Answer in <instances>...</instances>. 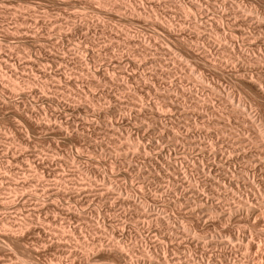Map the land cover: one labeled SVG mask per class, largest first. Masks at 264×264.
<instances>
[{"label": "rangeland", "instance_id": "obj_1", "mask_svg": "<svg viewBox=\"0 0 264 264\" xmlns=\"http://www.w3.org/2000/svg\"><path fill=\"white\" fill-rule=\"evenodd\" d=\"M237 28L253 40L239 38L240 45L264 53V0H0V234L15 233V240L0 239V264H121L115 252L122 249L132 264H158L164 255L174 264H264V215L222 213L235 206L230 198L237 196L214 190L208 181L221 176L207 166L212 156H196L187 146L195 137L203 144L225 136L229 141L239 129L257 139L255 125L264 127V95L239 84L242 67L221 61L224 37ZM182 39H194L205 50L193 52ZM254 64L257 73L260 66ZM240 99L251 113L247 126L233 117ZM211 103L213 120L222 118L230 137L217 135L204 119ZM159 106L164 114L157 127L147 114ZM193 111L197 120L187 115ZM132 138L150 154L132 152ZM262 140V147L256 144L264 157ZM193 156H202L205 165H194ZM257 168L249 173H256L264 193L258 176L264 171ZM196 192L222 214L211 220L195 215L189 206ZM165 230L178 233L172 237Z\"/></svg>", "mask_w": 264, "mask_h": 264}, {"label": "bare ground", "instance_id": "obj_2", "mask_svg": "<svg viewBox=\"0 0 264 264\" xmlns=\"http://www.w3.org/2000/svg\"><path fill=\"white\" fill-rule=\"evenodd\" d=\"M193 3V2H192ZM196 5V4H195ZM201 5V4H200ZM27 8H29V7H27ZM196 8H197V6H196ZM198 9H202L201 8V6H198ZM30 10V9H29ZM203 10V9H202ZM201 10V11H202ZM219 10V9H218ZM219 11H221V10H219ZM140 13H142V12H140ZM220 13V12H219ZM236 14V13H235ZM234 14V15H235ZM136 15V14H135ZM143 15V14H142ZM146 17V16H145ZM232 20V19H231ZM234 20V19H233ZM218 22H220V21H218ZM238 22V21H237ZM236 22V23H237ZM155 23V22H154ZM222 23H224V22H222ZM229 23V22H228ZM218 24V23H217ZM224 25V24H223ZM227 25H229L230 26V24H227ZM164 26H167V25H164ZM214 26V25H213ZM216 26V25H215ZM221 26V25H220ZM219 26V27H220ZM241 26H243V25H241ZM171 26H169V30L171 29L170 28ZM223 27V26H222ZM224 27H226V25L224 26ZM232 27V26H231ZM233 27H236V26H233ZM238 27V26H237ZM164 28V27H163ZM214 28V27H213ZM217 28V27H216ZM215 28V29H216ZM227 28H228V26H227ZM230 28V27H229ZM228 28V29H229ZM165 29V28H164ZM167 29H168V26H167ZM221 29V28H220ZM234 29V28H233ZM214 30V29H213ZM223 30H225V28L223 29ZM171 31V30H170ZM215 31V30H214ZM232 31V30H231ZM195 32H197V31H195ZM225 32V31H224ZM228 32H229V30H228ZM199 33V32H198ZM204 33V32H203ZM202 33V34H203ZM217 33H218V28H217ZM220 33V32H219ZM218 33V34H219ZM246 30H244V28H237L235 31L233 30L232 32H230V33H228L229 35H228V37H224V42H223V44L225 45H223L224 46V48H225V50L227 51H225L224 52V50H223V53H226V55L224 56H222V54H221V57L219 56V58H221V61H224V63L226 62V63H232L231 65H235L236 67L237 66H239L240 68L242 67V70H243V72L241 71L240 72V77H242V80L243 81H240L241 83H239V84H242V85H245L246 86V84H249L248 86H251V87H248L249 89L250 88H255L254 90H255V92H260L261 94H263L264 95V70H263V67H264V53H263V50L260 48V50H253V49H247L246 47L244 48L242 45H240L239 44V42L243 39V40H245V39H247V37H246ZM221 34V33H220ZM248 34V33H247ZM249 34H251V33H249ZM204 35V34H203ZM223 35H224V33H223ZM226 35H227V32H226ZM254 35V34H253ZM196 36V35H195ZM194 36V37H195ZM220 36H222V35H220ZM250 36V35H249ZM251 36H252V34H251ZM255 37H256V35H254ZM202 38L204 37V36H201ZM223 37V36H222ZM254 37V38H255ZM193 38V37H192ZM205 38V37H204ZM203 38V39H204ZM216 38V37H215ZM217 38H219V37H217ZM239 38H242L241 40H239V42H238V39ZM253 38V37H252ZM195 39V38H194ZM193 39V40H194ZM200 39V38H199ZM208 39H210V38H208ZM212 39V38H211ZM210 39V40H211ZM221 39V42L220 43H222V38H220ZM263 39V38H262ZM261 39V40H262ZM182 40H184V39H182ZM188 40V39H187ZM193 40H190V41H186V39L184 40V41H186L185 42V44L187 45H185L187 48H190V49H192V51L194 50V51H197V52H200L201 51V49L204 47V45H202L203 47L202 48H200V50H199V48H198V46H197V44L198 45H200L201 43L199 42V41H202V40H199L198 42L199 43H197V42H193ZM198 40V39H197ZM196 40V41H197ZM205 40V39H204ZM207 40V39H206ZM214 39H212L211 41H213ZM253 41V40H250V38H248L247 39V41ZM255 40V39H254ZM260 40V39H259ZM264 40V39H263ZM217 41V40H216ZM216 41H214V43L216 42ZM218 42V41H217ZM213 43V44H214ZM218 44V47L221 45V44ZM244 43V42H243ZM212 45V44H211ZM210 45V46H211ZM247 45V44H246ZM264 45V44H263ZM201 46V45H200ZM216 46V43H215V45H214V47ZM16 47V46H15ZM43 47V46H42ZM206 47V46H205ZM204 47V48H205ZM237 48V50H236V48ZM260 46L258 45V48H259ZM9 48V47H8ZM11 48V47H10ZM203 48V49H204ZM209 48V47H208ZM211 48V47H210ZM220 48V47H219ZM223 48V47H222ZM12 49H14V48H12ZM215 49H216V47H215ZM205 50V49H204ZM208 50V49H207ZM209 50H211V49H209ZM191 51V52H192ZM193 51V52H194ZM229 51H232L233 53H231V52H229ZM257 51H259V56L257 55ZM202 52V51H201ZM210 52V51H209ZM220 52V51H219ZM218 52V53H219ZM93 54H94V52H92ZM95 53H97V52H95ZM204 53H206V51L204 52ZM217 53V52H216ZM98 54V53H97ZM193 54V53H192ZM191 54V55H192ZM207 54V53H206ZM233 54V55H232ZM95 55V54H94ZM195 55H197V54H195ZM204 55V54H203ZM98 56H99V54H98ZM215 56V55H214ZM257 58H256V57ZM97 57V56H96ZM95 57V58H96ZM193 57V56H192ZM216 57V56H215ZM215 57H213V58H215ZM255 57V58H254ZM198 58V57H197ZM203 58H205L204 56H203ZM208 58H211L210 57V55L208 56ZM208 58L206 59V60H208ZM234 58V59H233ZM216 59H218V58H216ZM31 60V59H30ZM56 60V59H55ZM197 60V59H196ZM213 60V59H212ZM215 60V59H214ZM59 61V59L57 60V62ZM211 61V60H210ZM216 61V60H215ZM214 61V62H215ZM218 61V63H220L219 62V59L217 60ZM216 61V62H217ZM33 62H34V60H33ZM60 62V61H59ZM61 62H62V60H61ZM60 62V63H61ZM134 62H136V61H134ZM212 62V61H211ZM27 63V62H26ZM205 63H207V62H205ZM223 63V64H224ZM254 63H258V65L261 67H259V72H257V73H255L252 69H254L255 67V64ZM29 64V63H28ZM27 64V65H28ZM118 64V63H117ZM134 64V63H133ZM204 64V63H203ZM212 64V63H211ZM220 64H222V62L220 63ZM222 64V65H223ZM31 65V64H30ZM29 65V66H30ZM33 65V64H32ZM214 65H215V63H214ZM257 65V66H258ZM137 66V65H136ZM225 66H227V64L225 65ZM234 66V67H235ZM233 67V66H232ZM261 69V70H260ZM238 71H240L239 70V68H238ZM258 71V70H257ZM108 73V72H107ZM106 73V74H107ZM193 73H195V72H193ZM105 74V75H106ZM198 74V73H197ZM110 75H111V73H110ZM109 74H107V77H109L110 76ZM156 75H157V73H156ZM155 75V76H156ZM195 75H196V73H195ZM111 76H114L113 74L111 75ZM160 76V75H159ZM106 77V76H105ZM106 77V78H107ZM115 77V76H114ZM157 77V76H156ZM162 77V76H161ZM198 76H196V78H197ZM109 78H111V80H112V77H109ZM193 78H195V77H193ZM108 79V78H107ZM197 79H200L201 81H203V83L202 84H200V85H203L204 84V81H205V79L203 78V76L202 75H199V78H197ZM110 80V81H111ZM146 80V79H145ZM104 81H106V79L104 80ZM103 81V82H104ZM148 81V80H147ZM153 81H155V80H153ZM207 81V80H206ZM219 81V80H218ZM238 81V80H237ZM108 83H109V81H107ZM112 82V81H111ZM151 82H152V80H151ZM150 82V83H151ZM108 83H106V82H104V84H108ZM148 83V82H147ZM153 83H157V81L156 82H153ZM152 83V84H153ZM197 83V82H196ZM208 83V82H207ZM216 83V82H215ZM218 83V82H217ZM216 83V84H217ZM220 83V82H219ZM17 83H15V85H16ZM111 84V83H110ZM145 84V83H144ZM149 84V83H148ZM150 85V87L151 86H153V85ZM212 84V83H211ZM13 85V84H12ZM242 85H241V87H242ZM144 87H146L145 85H143ZM148 86V85H147ZM194 86V85H193ZM219 86V85H218ZM121 87V86H120ZM123 87H126V86H123ZM149 87V86H148ZM155 87V86H154ZM195 87V86H194ZM199 87V86H198ZM198 87H196V88H198ZM202 87H204V85L202 86ZM211 87H212V85H211ZM210 87V88H211ZM220 87V86H219ZM8 88H10V87H8ZM184 88V87H183ZM183 88H181V89H183ZM215 88V87H214ZM221 88L222 87H220V90H221ZM243 88V87H242ZM246 88V87H245ZM15 90V88H12V90ZM146 89H148V88H146ZM151 89H153L152 87H151ZM172 89V88H171ZM180 89V88H179ZM189 89V88H188ZM213 89V88H212ZM211 89V90H212ZM219 89V88H218ZM170 90V89H169ZM168 89H167V92L169 91ZM184 90V89H183ZM214 91H215V89H213ZM212 90V91H213ZM216 90H217V86H216ZM220 90H218V91H215V92H213V94L214 93H216V92H220ZM253 89H251V91H252ZM160 91H162V90H160ZM173 91V89L172 90H170V92H168V93H171ZM175 91V90H174ZM179 91V90H178ZM177 91V92H178ZM189 90H187V92H188ZM191 91L193 92V90H192V88H191ZM195 91V90H194ZM200 91V90H199ZM210 91V90H209ZM211 91V92H212ZM222 91V90H221ZM166 93V92H165ZM168 93H166V95H168ZM176 93V92H175ZM179 93H181V92H179ZM179 93H177V94H179ZM184 94H185V92H183ZM195 93V92H194ZM193 93V94H194ZM199 93V92H198ZM252 93H253V91H252ZM251 93V94H252ZM259 93V95H261ZM172 94V93H171ZM184 94H181L182 96L184 95ZM187 94V93H186ZM185 94V95H186ZM192 94V95H193ZM212 94V93H211ZM227 94H229V93H227ZM164 95V94H163ZM173 95V94H172ZM172 95H170L171 96V98H172ZM190 95H191V93H190ZM190 95H189V97H190ZM195 95V94H194ZM198 95V94H197ZM232 95V94H231ZM161 96V95H160ZM176 96V95H175ZM174 96V97H175ZM179 96V95H178ZM178 96H176V97H178ZM229 96V95H228ZM162 97V96H161ZM166 97V96H165ZM194 97V96H193ZM233 97H234V95H233ZM260 97V96H259ZM258 97V98H259ZM261 97H262V95H261ZM163 98V97H162ZM198 98H201V97H198ZM203 98V97H202ZM226 98H229L230 99V97H226ZM225 98V99H226ZM236 98V97H235ZM164 99V98H163ZM169 99H170V97H169ZM190 99H191V97H190ZM196 99V98H195ZM195 99L194 100H191V103H192V101H195ZM204 99V98H203ZM202 99V100H203ZM233 99V98H232ZM231 99V100H232ZM166 100V99H165ZM197 100V99H196ZM202 100H201V103H202ZM61 101V100H60ZM197 101H199V100H197ZM206 101V100H205ZM205 101H203V102H205ZM223 101L225 102V100L223 99ZM228 101V100H227ZM230 101V100H229ZM233 101V100H232ZM208 102V101H207ZM190 103V104H191ZM199 103H200V101H199ZM200 103V104H201ZM229 103V102H228ZM236 103V102H235ZM235 103H233L232 104V102H231V104H232V106L235 104ZM195 104H198V103H195ZM204 104V103H203ZM210 104V103H209ZM212 104V103H211ZM121 105V104H120ZM123 105V104H122ZM141 105V104H140ZM140 105H138V106H140ZM193 105V104H192ZM226 105H227V103H226ZM143 106H144V104H143ZM167 106V105H166ZM199 106V105H198ZM229 106V105H228ZM227 106V107H228ZM247 106H248V103L247 104H245V102L244 101H241V99H240V101H239V103H238V109H236L237 110V112H236V116H233V117H237V120L235 119V121H238V123H240V124H242V125H248V123L250 122H247L246 120H245V118H246V116H250L251 115V113L249 114V113H247V112H245V109L247 108ZM149 107H152V106H149ZM164 107V106H163ZM194 108L196 107V108H198L197 106H193ZM205 107H206V104H205ZM209 107H210V105H209ZM215 107V106H214ZM213 107V104H212V106H211V108H208L207 107V110L209 111V112H207V114H208V117L207 116H205V117H207V118H204V119H209V121H210V124L212 123V125H215L216 126V128L218 129L219 128V126H221L222 127V129L220 130V131H217V129H216V134L217 135H220V134H222L223 135V138H224V135H229L228 133V131L225 129L226 127H228L229 125L227 124V123H225V124H227V126L226 125H223V123H221L222 121H220L219 119H221L222 120V118H219V119H217V121H214L213 119H215V117H216V113H215V108ZM226 107V108H227ZM236 107V106H235ZM123 108V107H122ZM136 108H138V107H136ZM142 107L140 106V109H141ZM147 108V107H146ZM155 107H153V109H154ZM166 108V107H165ZM190 108H192V107H190ZM195 108V109H196ZM202 108H204V107H202ZM233 108V107H232ZM118 109H120V108H118ZM139 109V108H138ZM149 109V108H148ZM150 109H152V108H150ZM166 109H168V108H166ZM193 109V108H192ZM198 109H200V107L198 108ZM206 109V108H205ZM204 109V110H205ZM230 109V108H229ZM125 110V109H124ZM130 110H132V108H130ZM142 110H143V108H142ZM142 110H140V111H142ZM146 110V109H145ZM194 110V109H193ZM201 110V109H200ZM200 110H199V112H200ZM233 110V109H232ZM118 111V110H117ZM122 111V110H121ZM121 111H119V112H121ZM140 111L138 110V113H140ZM149 111V110H148ZM154 112L152 113V114H150V116H149V114H147L146 112V114H147V117H149L151 120H154V125H157V120H161V116H162V114H164V108H161V106H159V107H157V109H155V110H153ZM166 111V110H165ZM151 112V111H150ZM163 112V113H162ZM190 112V111H189ZM201 112H204V113H206V111H201ZM230 113H231V111H229ZM235 112V110L233 111V113ZM115 113V112H114ZM197 113V112H196ZM203 113V114H204ZM233 113H231V114H233ZM169 114V113H168ZM187 114V113H186ZM197 114H199V113H197ZM206 114V115H207ZM209 114H211V116L209 115ZM229 114V113H228ZM135 115H137V114H135ZM185 115V114H184ZM188 116H190L191 115V118H192V116H193V118L195 117V119H196V115H195V113H194V111L193 112H191L190 114L188 113L187 114ZM205 115V114H204ZM220 115H222V116H224L226 119H229L230 118V116L229 115H227V114H220ZM139 116V115H138ZM137 116V117H138ZM199 116V115H198ZM202 116V115H201ZM218 116V115H217ZM140 117V116H139ZM143 117V116H142ZM167 117V116H166ZM141 118V117H140ZM149 118L148 119H146V120H149ZM187 118V117H186ZM189 118V117H188ZM192 118V120H194ZM198 118V117H197ZM202 118H203V116H202ZM142 119V118H141ZM163 119H164V117H163ZM162 119V120H163ZM166 119V118H165ZM253 119L255 120V118L252 116V120L251 121H253ZM143 120L145 121V118H143L142 120H140V121H142V123H143ZM151 120H149V121H151ZM190 119H188V122H190L189 121ZM197 120V119H196ZM223 120H225V119H223ZM232 120V119H231ZM231 122L230 120H225V122ZM233 121H234V119H233ZM257 121V120H256ZM256 121L254 122L255 124H256ZM262 121V120H261ZM41 122V121H40ZM137 122V121H136ZM152 123H153V121H151ZM258 122V121H257ZM127 123V122H126ZM147 123H149L150 124V122H148L147 121ZM151 123V124H152ZM162 123V122H161ZM192 123V122H191ZM200 123V122H199ZM221 123V124H220ZM247 123V124H246ZM44 124V123H43ZM50 124V123H49ZM150 124V125H151ZM189 124V123H188ZM209 124V125H210ZM263 124V123H262ZM262 124H259V126H257V125H255L256 126V131L258 130V136H257V139L255 138V139H253L252 137H249V136H247V134L246 133H248V130H246V129H239L238 131H235V129L233 130L232 128H230L231 127V125H230V129L231 130H233V131H235L236 132V134H232V132L230 133V135L231 136H233L234 138H232V140L231 139H228L229 141H227L226 139V137L227 136H225V138L223 139V140H221V138H220V140L219 141H217V143H214V141H216L215 139H214V141H211V140H209L208 138H210V137H208L207 138V141L209 142L208 144H203L201 141H200V143H198V141L197 140H195V139H198V138H193V139H191L192 141H191V143L190 142H188L187 143V146H189L192 150V152L194 153V152H196V156H198L199 155V152H201L202 153V155H203V158L204 157H206L207 156V154H205V153H208V155L211 157L212 156V159H208L207 161H208V164L209 165H207L208 167H210V169H215V172L217 173V176H221V177H217L216 175H212V176H214L217 180V183H216V181L215 182H211V181H208V182H210V184L212 185V188H215L214 190H216L217 189V191H220L221 189H223L224 188V190L226 191V192H232V194L233 195H236L237 197H235V198H233V197H231L230 198V200L232 199L233 200V202H234V207L232 206H230L229 205V207H230V209L227 207L226 208V210H224V212H222V213H226V211H227V213L225 214V215H228V213H232V212H238V210H245V211H248L249 213L251 212V213H255V214H263L264 215V193L263 192H261L262 190H260V186H259V183L258 182H256V183H258V184H256L255 183V179L254 178H256L255 177V175H256V173H252V174H250L249 173V171H250V169H251V167H255V166H257L260 170L259 171H264V157H262L261 156V152H259L260 150H263L261 147L263 146H261L260 145V143L259 142H257V140L258 141H260L262 138H263V140L262 141H264V127L262 126ZM140 125V124H139ZM144 125H146L145 123H144ZM148 125V124H147ZM153 125V124H152ZM163 125V124H162ZM195 125H199L197 122H196V124ZM201 125V124H200ZM142 126V125H141ZM149 126V125H148ZM166 126V125H165ZM181 126V125H180ZM189 126V125H188ZM187 126V127H188ZM202 126H204V127H206V125H205V123H204V125L202 124ZM62 127V126H61ZM128 127V126H127ZM157 127H160L159 125H157ZM186 127V128H187ZM190 127H191V125L189 126V129H190ZM233 127V126H232ZM63 128V127H62ZM61 128V129H62ZM167 128V127H166ZM165 128V129H166ZM184 128V127H183ZM186 128H184V129H186ZM192 128H193V126H192ZM195 128V127H194ZM203 128V127H202ZM208 128V131L209 130H211L210 128H211V126H208V127H206V129ZM234 128V127H233ZM255 128V127H254ZM163 129V128H162ZM164 129V130H165ZM170 129V128H169ZM168 129V130H169ZM172 129H173V127H172ZM172 129H170L171 131H172ZM175 129V128H174ZM181 129V128H180ZM179 129V130H180ZM188 129V128H187ZM186 129V130H187ZM197 129H198V127H197ZM200 129V128H199ZM167 130V129H166ZM178 130V131H179ZM181 130H183V129H181ZM180 130V131H181ZM193 130V129H192ZM196 130V129H195ZM204 130V129H203ZM58 131H59V129H58ZM163 131V130H162ZM175 130H173V132H174ZM178 131L176 130L175 132H177L178 133ZM179 131V134L181 133ZM188 131H190V130H188ZM199 131V130H198ZM206 131V130H205ZM207 131V132H208ZM60 132V131H59ZM164 132V131H163ZM194 132V131H193ZM192 131H191V133H193ZM228 132V133H227ZM168 133V132H167ZM186 132H184L183 134H185ZM220 133V134H219ZM170 134V133H169ZM168 134V135H169ZM172 134V133H171ZM190 134V133H189ZM200 134V133H199ZM186 135V134H185ZM195 135V134H194ZM196 135H197V133H196ZM195 135V136H196ZM201 135V134H200ZM199 135V136H200ZM230 135H229V137H230ZM171 136V135H170ZM190 136V135H189ZM202 136V135H201ZM200 136V137H201ZM213 136V135H212ZM174 137V136H173ZM177 137V136H176ZM185 137V136H184ZM193 137V135L191 136V138ZM197 137H198V135H197ZM216 136H214V138H215ZM218 137V136H217ZM216 137V138H217ZM260 137V138H259ZM179 138V137H178ZM178 138H175L174 140H173V142L175 141L176 143H174V144H177V143H179L180 144V142H179V139ZM189 138V137H188ZM172 139V138H171ZM186 139H187V136H186ZM199 139H201V138H199ZM213 139V138H212ZM218 139H219V137H218ZM260 139V140H259ZM184 140V139H183ZM202 140V139H201ZM204 140H206V139H204ZM233 141V142H231V141ZM170 141H172V140H170ZM187 141V140H186ZM261 141V142H262ZM156 142V141H155ZM154 142V143H155ZM153 143V144H154ZM157 147L162 143V142H160V140H157ZM185 143V142H184ZM184 143H182V145H184ZM225 143H227V145H228V143H229V145H230V147H227L226 145H225ZM258 145H260V146H258ZM159 144V145H158ZM186 144V143H185ZM172 145V144H171ZM217 145V146H216ZM225 145V146H224ZM228 145V146H229ZM142 145H141V143H140V141L138 140H134L133 138H132V140H131V147L133 148L131 151L132 152H134L135 151V153L137 152V151H139V153L141 154V153H148V154H150L149 153V151L147 152L146 151V149H144V148H142L141 147ZM156 146V145H155ZM175 146V145H174ZM178 146H181V145H178ZM160 147V146H159ZM158 147V148H159ZM162 147H163V145H162ZM177 147V146H176ZM190 148H189V151H190ZM156 149V148H155ZM160 149V148H159ZM158 149V150H159ZM232 149H234L235 150V152H234V150L232 151ZM137 150V151H136ZM141 150H144V151H142L141 152ZM259 150V151H258ZM234 152L235 154V156H236V162H237V165H235V164H233L232 163V161H231V159H232V156H233V154L231 155V152ZM135 153H134V155H135ZM198 154V155H197ZM129 155H131V154H129ZM133 155V154H132ZM150 156V155H149ZM196 156H193V158H191V162L192 163H194V165H197L198 164V162H201V164H203V165H205V162H203L204 160H203V158H201V159H199L200 157H202V156H200V157H196ZM234 156V157H235ZM146 157V156H145ZM151 158V157H150ZM195 158V159H194ZM148 160V159H147ZM150 161V160H149ZM233 166H234V168H233ZM257 168V169H258ZM259 171H257V172H259ZM255 172V171H254ZM221 174V175H218V174ZM212 174H213V172H212ZM259 175V177H261L262 178V180H264V173H262V172H259L258 173ZM210 175V174H209ZM252 175V176H251ZM212 178V177H211ZM211 178L210 179H208V180H211ZM226 179V180H225ZM259 180V179H258ZM207 182V183H208ZM264 182V181H263ZM221 183H222V185H221ZM227 183H230L229 185H227ZM252 185H253V187H252ZM209 186V185H208ZM264 186V185H263ZM208 188V187H207ZM211 188V189H212ZM210 189V188H209ZM243 189H247V190H249L248 192L247 191H244L243 192ZM216 191V192H217ZM223 191V190H222ZM221 192V191H220ZM263 193V194H262ZM196 194L198 195L197 196V199L196 200H194V203L192 204H190V206L189 207H191V210L193 211V213L196 215V214H201V215H203V216H206V218H209L208 216H214V215H216V214H219V213H221V211L222 210H218V209H216L215 207H213V206H209V202H208V204H206V202L205 201H207L206 199H205V201H203L204 200V198H205V194L203 193V192H196ZM227 195H230V193L229 194H227ZM179 199V198H178ZM228 199V198H227ZM176 201V200H175ZM180 201H181V199H180ZM178 203H181V202H179L178 201ZM179 205V204H178ZM181 205V204H180ZM211 205V204H210ZM233 205V204H232ZM200 208H202V210H200ZM228 209V210H227ZM198 210H200L201 212L199 213V211ZM70 211V210H69ZM198 211V212H197ZM191 212V211H190ZM243 212V211H242ZM221 213V214H222ZM247 213V212H246ZM248 214V213H247ZM191 215V214H190ZM225 215H224V217H225ZM193 216V215H192ZM203 216H202V218H203ZM218 216H220V215H218ZM229 216V215H228ZM234 216V215H233ZM247 216V215H246ZM253 216V215H252ZM251 216V217H252ZM255 216V215H254ZM195 217V216H194ZM221 217H222V215H221ZM226 218H227V216H226ZM225 218V219H226ZM250 218V217H249ZM195 219V218H194ZM210 219V218H209ZM208 219V220H209ZM170 220V219H169ZM196 220H198V219H196ZM200 220H201V218H200ZM211 220V219H210ZM174 221V220H173ZM178 221H180V220H178ZM183 221V220H182ZM4 222V221H3ZM2 222V223H3ZM170 222V221H169ZM172 223V225L175 223V222H171ZM176 224V223H175ZM174 224V225H175ZM212 224V223H211ZM168 225V224H167ZM173 225V226H174ZM180 225V224H179ZM5 226V225H4ZM27 226V225H26ZM183 226V225H182ZM170 227H171V225H170ZM169 227V228H170ZM176 227H177V225H176ZM225 227V226H224ZM10 228V227H9ZM181 228V227H180ZM179 228V229H180ZM184 228V227H183ZM187 228V227H186ZM212 228V227H211ZM227 228V227H226ZM5 229V228H4ZM21 229H23V228H21ZM178 229V228H177ZM214 229V228H213ZM17 230V229H16ZM19 230V229H18ZM17 230V231H18ZM168 230V229H167ZM167 230H165V231H167ZM172 230V229H171ZM187 230V229H186ZM217 230V229H216ZM224 230V229H223ZM226 230V229H225ZM6 231H8V229L6 230ZM15 231V230H14ZM16 231V232H17ZM13 232V231H12ZM5 232L6 233V235L4 234H0V239L1 238H3L4 237V239L5 238H7L8 240H15L14 238H15V233L13 232ZM20 232V231H19ZM19 232H17V234L19 233ZM220 232V231H219ZM224 232V231H223ZM2 233V232H1ZM166 233H172V231L170 232V231H167ZM178 233V232H177ZM177 233H172V234H170L172 237H173V234H177ZM211 233V232H210ZM225 233V232H224ZM228 233V232H227ZM21 234V233H20ZM220 234V233H219ZM237 234V233H236ZM22 235V234H21ZM167 235V234H166ZM178 235H180V234H178ZM213 235V234H212ZM175 236H177V235H175ZM204 236V235H203ZM214 236L215 237H218V235L217 234H214L213 235V237H212V239L214 238ZM220 236L222 237L223 235H221L220 234ZM230 239L229 240H231V238H232V235L230 234V235H227ZM167 237H169V236H167ZM204 238H205V236H204ZM220 237H218L217 239H219ZM227 238V237H226ZM247 238V237H246ZM7 239H5V240H7ZM19 239V238H18ZM172 239V238H171ZM202 239V238H201ZM215 239V238H214ZM222 239V238H221ZM221 239H220V241H221ZM224 239V238H223ZM5 240H3V241H5ZM228 240V241H229ZM19 242V241H18ZM219 242V241H218ZM218 242H216V244L218 243ZM233 242V241H232ZM253 242V241H252ZM6 243V242H5ZM222 243H224V242H222ZM249 243V242H248ZM7 244V243H6ZM8 244H10V243H8ZM8 244H7V246H8ZM21 244V243H20ZM225 244H227V243H225ZM260 244V243H259ZM4 245V244H3ZM118 245V244H117ZM218 245V244H217ZM223 245V244H222ZM247 245V244H246ZM257 245V244H256ZM258 246V245H257ZM119 247H121V246H119ZM260 247V246H259ZM90 248V247H89ZM1 250V249H0ZM31 250V249H30ZM122 250H124V249H122ZM122 250H118L119 251V253H116L115 252V254H117V256L119 257V259L118 258H115V259H118L120 262L119 263H121V264H132L133 262H132V260L130 259V260H128V257H126L125 256V253L122 251ZM109 252H111V251H109ZM259 253H261V252H259ZM113 254V253H112ZM264 256V255H263ZM157 257V256H156ZM163 257V256H162ZM157 258H159L160 259V256L159 257H157ZM163 258H165L166 260H159V259H156V260H158V261H156L158 264H174V263H177V261H174V262H170V261H168L167 260V258H166V256L164 255V257ZM162 258V259H163ZM230 258V257H229ZM232 258V257H231ZM262 258H264V257H262ZM262 258H261V260H262ZM32 259V258H31ZM30 259V260H31ZM114 259V260H115ZM151 259H152V257H151ZM153 259H155V256H154V258ZM222 259V258H221ZM221 259H220V261H221ZM225 259V258H224ZM226 260H227V258H226ZM26 261V260H25ZM155 261V260H154ZM178 261H180V260H178ZM223 261V260H222ZM228 261V260H227ZM230 261V260H229ZM228 261V262H229ZM258 261V260H257ZM117 262V261H116ZM181 262H183V261H181ZM26 263V262H25ZM155 263V262H154ZM179 263V262H178ZM184 263V262H183ZM227 263V262H226ZM231 263H233V260H232V262H230V264ZM28 264H29V262H28ZM182 264V263H181ZM222 264V263H221ZM223 264H225L224 262H223ZM235 264V263H234ZM258 264V263H257Z\"/></svg>", "mask_w": 264, "mask_h": 264}]
</instances>
